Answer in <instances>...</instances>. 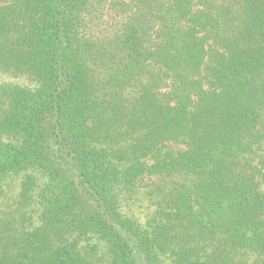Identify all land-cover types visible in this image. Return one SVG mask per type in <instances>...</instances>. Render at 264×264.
Instances as JSON below:
<instances>
[{"label": "trees", "instance_id": "obj_1", "mask_svg": "<svg viewBox=\"0 0 264 264\" xmlns=\"http://www.w3.org/2000/svg\"><path fill=\"white\" fill-rule=\"evenodd\" d=\"M0 264H264V0H0Z\"/></svg>", "mask_w": 264, "mask_h": 264}, {"label": "rangeland", "instance_id": "obj_2", "mask_svg": "<svg viewBox=\"0 0 264 264\" xmlns=\"http://www.w3.org/2000/svg\"><path fill=\"white\" fill-rule=\"evenodd\" d=\"M171 145H172V147H173V148H176V149H178V150H179V149H183V148H184V146H183V145H181V144H177V145H176V144H174V145H173V144H171Z\"/></svg>", "mask_w": 264, "mask_h": 264}]
</instances>
